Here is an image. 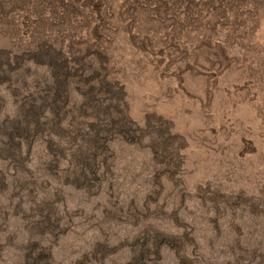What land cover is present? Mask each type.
Returning <instances> with one entry per match:
<instances>
[{"label":"rangeland","instance_id":"1","mask_svg":"<svg viewBox=\"0 0 264 264\" xmlns=\"http://www.w3.org/2000/svg\"><path fill=\"white\" fill-rule=\"evenodd\" d=\"M0 264H264V0H0Z\"/></svg>","mask_w":264,"mask_h":264},{"label":"trees","instance_id":"2","mask_svg":"<svg viewBox=\"0 0 264 264\" xmlns=\"http://www.w3.org/2000/svg\"><path fill=\"white\" fill-rule=\"evenodd\" d=\"M59 68V72H64L62 64H60ZM62 75H64V73H62ZM111 94L114 96V98L120 99L123 91H121L120 88L116 87ZM41 97L43 98H39L38 100H30V102L24 106L19 117L13 120V123L11 124V129H13V132L16 131L22 134H33L42 129H45L47 131L48 128H52L57 124V121H59L61 117V112L63 108L66 107V103L69 98L65 81L63 79H57L56 77H54V82L49 93L46 92V94ZM95 107H98L100 110L104 109V112L106 110V107H102L98 103H96ZM46 112L48 115H52L56 119L49 116V118L44 117V114ZM106 115L107 111L103 116L107 117ZM117 122L120 124L123 123L125 125L128 123L127 117H124L123 115L118 116ZM126 131H130V129L127 128ZM94 141H96V139H94ZM91 146L95 148L93 145H90L89 147ZM89 153L91 154L90 150ZM91 160L92 157H85L81 160L80 164L84 165L83 167H86V170L89 169L90 175H93L94 171L92 169L93 165L91 163ZM86 170L84 171L82 177H86L89 175L88 173H86Z\"/></svg>","mask_w":264,"mask_h":264}]
</instances>
